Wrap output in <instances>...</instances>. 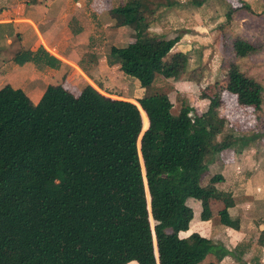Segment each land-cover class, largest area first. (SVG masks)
<instances>
[{
    "label": "trees",
    "instance_id": "1",
    "mask_svg": "<svg viewBox=\"0 0 264 264\" xmlns=\"http://www.w3.org/2000/svg\"><path fill=\"white\" fill-rule=\"evenodd\" d=\"M154 4L122 0L109 10L115 25L134 32V41L109 47L106 61L144 89L135 102L86 84L77 95L48 88L34 106L21 89L0 87V264H196L208 252L216 263L205 264H218L230 254L195 232L188 240L178 236L192 217L187 197L199 201L201 220L210 216L208 199L220 200L219 222L237 228L226 211L231 194L212 184L218 176L201 184L237 128L219 116V93L201 113L180 105L172 114L167 94L150 91L156 74L177 79L189 58L171 50L177 35L148 30ZM231 48L238 58L257 50L238 36ZM29 59L25 50L13 56L16 64ZM39 59L58 62L46 52ZM226 79L239 106L259 111L261 86L253 77L232 62ZM146 126L142 136L154 128L158 139L141 137L139 158L136 139Z\"/></svg>",
    "mask_w": 264,
    "mask_h": 264
},
{
    "label": "crops",
    "instance_id": "2",
    "mask_svg": "<svg viewBox=\"0 0 264 264\" xmlns=\"http://www.w3.org/2000/svg\"><path fill=\"white\" fill-rule=\"evenodd\" d=\"M121 2L122 0H0V87L8 84L12 88L21 89L34 106L40 103L41 94L48 88L62 87L77 95L86 84L111 98L135 102V99L143 95L144 89L138 82L123 74L118 64H108L106 61L110 46L122 47L134 41L131 27L117 26L110 17L109 10ZM168 2L170 4L167 8L156 3L151 5L153 19L148 28L150 32L163 34L167 38L171 37L164 31V24H168L173 30L177 20L183 22V19H188L191 22V18H196L195 12L199 13L203 9L209 12L203 2L199 6H187L181 10L177 9L180 0ZM180 11L183 13L178 14ZM181 27L184 28L183 25ZM192 30L196 29L191 27L188 31L180 30L177 34L178 41L171 48L172 51L187 53V65L190 67L196 65L193 40L201 35ZM21 50L28 51L30 59L16 64L13 56ZM43 52L56 59L57 64L51 66L39 59ZM169 80L170 78L156 74L150 91L160 92L153 91L152 86L157 82L170 83ZM125 82L132 84L129 89L125 88ZM112 89L121 95L110 93ZM167 96L169 98L168 94ZM248 150L240 146L236 149L231 147L228 152L231 151L232 157L225 165L220 164L218 156L214 154L203 177V183L206 184L210 177L218 176L212 183L213 186L231 194L233 205L226 211L230 219L237 221V228L233 229L219 222L217 212L222 209L223 203L209 198V218L201 220L199 201L191 202L189 207L192 217L187 229L178 232V236L185 240L195 232L230 251V254L222 256L218 264H259L255 256L264 252V246L255 244V249L251 246L252 257L248 258L253 259L245 260L250 245L247 241L242 243V240L250 235L256 238L264 229V213L261 217L256 216L261 210L259 205L264 202V171L261 169L256 178L261 184L252 188L251 181L254 179L249 180L247 174L255 155L250 159ZM218 240L220 242H216ZM129 262L136 263L133 260ZM213 262L216 263V260Z\"/></svg>",
    "mask_w": 264,
    "mask_h": 264
},
{
    "label": "rangeland",
    "instance_id": "3",
    "mask_svg": "<svg viewBox=\"0 0 264 264\" xmlns=\"http://www.w3.org/2000/svg\"><path fill=\"white\" fill-rule=\"evenodd\" d=\"M151 1L153 4L156 3V0ZM159 1L162 2L163 0ZM190 1L180 0V5L177 9L181 10L184 7L192 6ZM202 2L209 8V12L204 9L200 10L199 13L195 12L197 13L196 18H191V22H188V19H183V22L177 20L174 23L173 30L168 27V24H164V31L170 37L176 36L180 30L188 31L191 27L196 29L192 31H198L197 33L205 35L204 37H201V35L196 36L192 43L196 60L194 64L196 65L191 67L187 65L184 72L177 79L168 81L170 83L164 82L161 84L156 81L157 83L152 86V90L168 92L167 94L172 103L170 110L172 114H176L180 105H187L197 113H201L207 106L208 98L214 93H219L220 103L217 108L219 116L228 126L237 128V130L232 132L231 147L236 149V147L240 146V148L249 149L250 159L255 155L247 174L249 180L254 179L251 183L253 185L252 188H255L257 184H261V182H257V174L261 169L264 171V0H202ZM230 8L234 9V11L230 12V16L227 19L226 13L230 11ZM179 13L183 12L180 11ZM182 25L184 28L181 27ZM237 36L256 47V52L243 58L235 57L232 52L231 41ZM232 62L240 71L253 77L260 84L261 102L259 111H253L251 106H239L236 103L235 95L227 91L226 72ZM127 77L137 82L135 78ZM131 85V83L125 82V88L129 89ZM110 93L121 95V93L113 89L110 90ZM146 128L147 126L140 130L136 139L139 158L140 138L145 137V140L150 138L152 143L158 139L154 128H151L142 136ZM216 155L218 156L217 161L219 160L220 164L223 165L232 157L231 151H222L216 153ZM257 164H259V167H255ZM201 184H204L203 178ZM194 201L198 203V200L192 197H187L184 200L187 206ZM259 206L261 210L256 213V216L261 217L264 213V202H261ZM246 237V239L242 240V243L247 241L250 245V249L249 251L247 250L248 253L245 256L247 261L253 254V252L250 253L251 246L254 249L256 248L255 244L264 246V234L260 233L256 238H254V235ZM234 251L237 250L234 249ZM255 258L257 263L264 264V252L258 254ZM260 260L262 262H258ZM209 261H215L212 252H208L196 264H205Z\"/></svg>",
    "mask_w": 264,
    "mask_h": 264
},
{
    "label": "water",
    "instance_id": "4",
    "mask_svg": "<svg viewBox=\"0 0 264 264\" xmlns=\"http://www.w3.org/2000/svg\"><path fill=\"white\" fill-rule=\"evenodd\" d=\"M153 245H155L154 241H153ZM154 251V250H153ZM155 253H156V249H155ZM156 256V255H155Z\"/></svg>",
    "mask_w": 264,
    "mask_h": 264
}]
</instances>
